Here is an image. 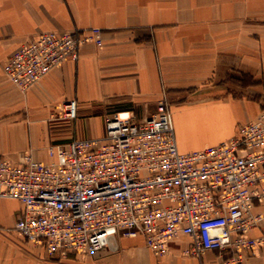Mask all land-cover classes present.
<instances>
[{"label": "crops", "instance_id": "0c3cea01", "mask_svg": "<svg viewBox=\"0 0 264 264\" xmlns=\"http://www.w3.org/2000/svg\"><path fill=\"white\" fill-rule=\"evenodd\" d=\"M95 30L100 44L88 41L78 62L53 69L27 93L3 72L43 32ZM72 100L74 124L61 110ZM161 101L183 154L229 141L255 121L264 111V0H0V158L20 163L31 153L50 164V146L102 138L98 121L121 111L143 119ZM22 212L18 201L0 202V264H264V246L242 263L219 251L187 256L183 236L163 258L143 237H118L116 250L98 255L49 256L16 232ZM249 236H264V223Z\"/></svg>", "mask_w": 264, "mask_h": 264}, {"label": "built area", "instance_id": "2783aa9c", "mask_svg": "<svg viewBox=\"0 0 264 264\" xmlns=\"http://www.w3.org/2000/svg\"><path fill=\"white\" fill-rule=\"evenodd\" d=\"M88 41L100 44V32H43L15 51L3 72L27 93L53 69L78 62ZM61 110L64 120H78L77 101ZM48 152L50 164L31 153L20 163L0 158V202L23 205L16 232L50 255H95L116 250L118 237H143L163 258L183 236L187 256L219 251L242 263L264 246V236H249L264 223V111L229 141L183 154L161 101L143 119L132 111L110 115L102 138L74 137Z\"/></svg>", "mask_w": 264, "mask_h": 264}, {"label": "rangeland", "instance_id": "374dc122", "mask_svg": "<svg viewBox=\"0 0 264 264\" xmlns=\"http://www.w3.org/2000/svg\"><path fill=\"white\" fill-rule=\"evenodd\" d=\"M97 125L99 126V129H100V127H102V126H104L105 127V121L104 120H100V121H98L97 122ZM104 129L102 128V131H103ZM101 132V130H98V133H100ZM105 132V131H104ZM48 254V253H47ZM99 254V253H98ZM98 254H95V255H98ZM49 256H53V255H50V254H48ZM48 256V257H49Z\"/></svg>", "mask_w": 264, "mask_h": 264}]
</instances>
